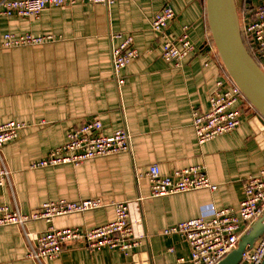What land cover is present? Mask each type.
Returning a JSON list of instances; mask_svg holds the SVG:
<instances>
[{"label":"crops","instance_id":"0c3cea01","mask_svg":"<svg viewBox=\"0 0 264 264\" xmlns=\"http://www.w3.org/2000/svg\"><path fill=\"white\" fill-rule=\"evenodd\" d=\"M242 2L235 0L236 7ZM165 4L175 13L166 33L176 38L186 29L195 50L180 67L161 59L163 40L150 26ZM7 33L50 35L53 41L5 49L1 44ZM127 36L139 56L121 70L123 83L118 85L110 52ZM209 38L203 0H116L46 9L36 19L0 16V125L24 124L16 141L1 151L10 178L0 187V205L29 214L47 202L98 198L103 207L51 222L57 230L86 231L115 219L113 203H126L142 238L127 255L107 248L91 252L81 242H68L58 258L38 263L27 257L23 231L4 226L0 264H190L185 240L162 231L208 217L212 207L237 209L243 180L264 165V136L253 132L249 122L254 114L245 109L235 131L197 142L192 110L208 111L219 77L205 48ZM92 119L101 122L107 136L125 129L129 151L79 166L30 168L62 145L70 130ZM152 164L163 175L200 167L216 190L150 198L145 173ZM49 226L28 222L30 243Z\"/></svg>","mask_w":264,"mask_h":264},{"label":"built area","instance_id":"2783aa9c","mask_svg":"<svg viewBox=\"0 0 264 264\" xmlns=\"http://www.w3.org/2000/svg\"><path fill=\"white\" fill-rule=\"evenodd\" d=\"M116 0H0V16L36 19L46 9L71 8L76 4L110 5ZM249 9L239 16L240 30L249 39L250 48L260 60L264 71V0H246ZM175 18L173 9L165 4L150 22L152 31L162 40L160 57L166 62L180 67L183 61L194 53L186 29L176 38H171L166 29ZM53 41L50 35L35 37L30 34L16 36L7 33L2 37V47L12 49L20 46H37ZM208 56H214L215 49L205 46ZM112 76L118 85L123 83L121 70L139 55L133 46L132 37H125L111 49ZM241 93L222 76L218 77L209 96V109L200 113L193 109L191 125L197 142L202 144L218 136L232 133L241 121ZM23 123L8 121L0 125V187L9 183V170L1 155L2 149L16 141ZM129 151V137L125 129L107 136L102 133L98 119L85 121L78 128L70 130L66 140L52 149L41 159L31 163V169H43L59 165L79 166L86 161L109 157ZM145 177L149 184V197L161 198L170 195L207 189L216 190L200 167H192L163 175L158 165L148 167ZM243 198L237 209H210L208 217L189 219L172 225L162 231L165 236L178 235L189 248L190 264H218L229 252L236 248L245 232L264 214V165L255 175L243 180ZM115 219L107 224L86 231L75 228L57 230L51 222L58 217L82 214L103 207L98 198L76 202L66 200L44 203L37 211L22 214L17 209L9 210L0 205V227L18 226L27 241V257L41 263L59 257L62 246L68 242H81L89 251L100 248L117 250L127 255L141 245L130 219L129 205L113 203ZM44 221L50 226L33 238L25 230L30 221ZM264 259V234L253 249L242 255L240 264H260Z\"/></svg>","mask_w":264,"mask_h":264},{"label":"water","instance_id":"95a60500","mask_svg":"<svg viewBox=\"0 0 264 264\" xmlns=\"http://www.w3.org/2000/svg\"><path fill=\"white\" fill-rule=\"evenodd\" d=\"M203 2L210 39L218 59L233 85L256 111L250 119V127L256 135L264 136V71L243 43L235 0ZM263 234L264 214L218 264H240L242 255L251 251ZM260 264H264V259Z\"/></svg>","mask_w":264,"mask_h":264},{"label":"trees","instance_id":"16d2710c","mask_svg":"<svg viewBox=\"0 0 264 264\" xmlns=\"http://www.w3.org/2000/svg\"><path fill=\"white\" fill-rule=\"evenodd\" d=\"M247 4H248L247 1L244 0V2H242L241 6L237 7V11H238V15L239 16H240V14L242 12H244V11L249 9V5H247ZM242 40H243V43H244L247 51L251 55V57L254 59V61L258 65H260V60L255 56L254 52L250 48V43H249L248 37H246L243 33H242ZM206 45L214 47L213 43H212V40L210 38L206 41L205 46ZM213 58H214L215 62L217 63V66H218V75L220 77L222 76L223 78H225V80L229 81L233 85V83L229 79L228 75L226 74L225 70L223 69V67H222V65H221V63H220V61L218 59V56L216 54V51H215V54H214ZM240 105H241V114L243 113V109H245L246 111L250 112L251 114H254V115L256 114V111L250 106V104L247 103V101L243 98L242 95H241Z\"/></svg>","mask_w":264,"mask_h":264}]
</instances>
